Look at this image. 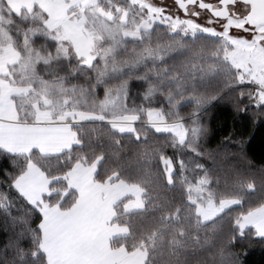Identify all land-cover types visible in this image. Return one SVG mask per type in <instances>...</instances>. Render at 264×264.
<instances>
[{
	"label": "snow or ice",
	"instance_id": "snow-or-ice-1",
	"mask_svg": "<svg viewBox=\"0 0 264 264\" xmlns=\"http://www.w3.org/2000/svg\"><path fill=\"white\" fill-rule=\"evenodd\" d=\"M247 122L264 0H0V264H243Z\"/></svg>",
	"mask_w": 264,
	"mask_h": 264
},
{
	"label": "trees",
	"instance_id": "trees-1",
	"mask_svg": "<svg viewBox=\"0 0 264 264\" xmlns=\"http://www.w3.org/2000/svg\"><path fill=\"white\" fill-rule=\"evenodd\" d=\"M215 129L221 126L229 128L232 124L231 110L229 108H219L210 112L206 117ZM248 123V131L250 133L251 142L247 145L248 153L257 163L264 159V125L256 122L253 125ZM219 139V135H217ZM10 233L3 224H0V247L7 242ZM241 253L243 264H264V243L258 239L247 241L238 249Z\"/></svg>",
	"mask_w": 264,
	"mask_h": 264
},
{
	"label": "rangeland",
	"instance_id": "rangeland-1",
	"mask_svg": "<svg viewBox=\"0 0 264 264\" xmlns=\"http://www.w3.org/2000/svg\"><path fill=\"white\" fill-rule=\"evenodd\" d=\"M157 2H159V0H157ZM164 2L167 3V4H171L172 0H164Z\"/></svg>",
	"mask_w": 264,
	"mask_h": 264
}]
</instances>
